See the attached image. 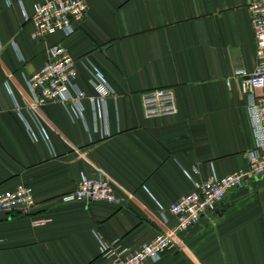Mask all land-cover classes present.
<instances>
[{"label": "crops", "instance_id": "obj_1", "mask_svg": "<svg viewBox=\"0 0 264 264\" xmlns=\"http://www.w3.org/2000/svg\"><path fill=\"white\" fill-rule=\"evenodd\" d=\"M41 1L0 0V193L25 184L36 201L0 212V264H109L101 240L126 255L176 225L168 209L194 180L248 167V97L226 80L257 63L251 0H86L72 34L33 39L26 17ZM55 43L87 94L94 69L107 79L102 117L88 100L84 119L57 100L33 106L27 78ZM157 87L174 90L175 114L145 116L142 94ZM83 174L108 177L120 202L64 201ZM177 240L154 264H264V183L228 191Z\"/></svg>", "mask_w": 264, "mask_h": 264}, {"label": "built area", "instance_id": "obj_2", "mask_svg": "<svg viewBox=\"0 0 264 264\" xmlns=\"http://www.w3.org/2000/svg\"><path fill=\"white\" fill-rule=\"evenodd\" d=\"M6 1L12 4V0ZM249 10L257 43V63L254 70L238 69L226 80L229 87L236 83L240 91L248 97V110L255 135V146L247 152L248 167L221 177L211 175L203 181L194 180L191 191L182 195L168 209L177 217L176 225L161 230L150 242L126 255L121 252L116 254L114 246L101 240L103 253L110 256L115 254L109 264L157 263L166 251L178 245V233L187 231L203 215L212 213L228 191L242 187L250 181L264 183V0H251ZM87 12L86 0H43L35 3L32 15L26 18L34 24L33 39H45L57 31H62L65 35L72 34L76 23L84 19ZM77 77L76 60L68 49L60 43L48 45L44 65L27 78L33 93V106L39 107L57 100L73 116L84 119V101L88 100L102 117L105 100L114 93L112 87L104 75L94 69L91 82L96 93L89 95L79 87ZM142 102L144 114L149 118L172 115L178 110L175 92L168 87H157L143 92ZM16 106L20 105L16 103ZM30 110L32 118L40 127L41 136L49 139L35 109ZM18 113L22 116L19 109ZM25 123L31 138L37 140V133ZM63 200L85 203L120 202L113 182L103 174L95 177L83 174L76 189L65 194ZM35 203L33 188L29 185L20 184L0 193V212L26 214Z\"/></svg>", "mask_w": 264, "mask_h": 264}]
</instances>
